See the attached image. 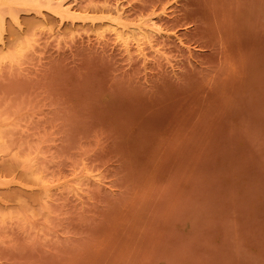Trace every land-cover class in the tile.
Listing matches in <instances>:
<instances>
[{
  "label": "rangeland",
  "instance_id": "rangeland-1",
  "mask_svg": "<svg viewBox=\"0 0 264 264\" xmlns=\"http://www.w3.org/2000/svg\"><path fill=\"white\" fill-rule=\"evenodd\" d=\"M0 1V264H264V0Z\"/></svg>",
  "mask_w": 264,
  "mask_h": 264
},
{
  "label": "bare ground",
  "instance_id": "bare-ground-1",
  "mask_svg": "<svg viewBox=\"0 0 264 264\" xmlns=\"http://www.w3.org/2000/svg\"><path fill=\"white\" fill-rule=\"evenodd\" d=\"M4 1H8L9 2V0H4ZM13 1V0H12ZM12 1H10L9 3H11ZM54 1L55 0H48V3H49V5H51V6H54L55 7V5H56V9H58L57 11L59 12V14L62 16L63 15V13L65 14V15H67L68 17L70 16V12H72V10H75L76 9V11H77V9H78V11L80 10L79 8H75L76 7V3L78 4V2H75V4L74 3H72V1H74V0H70L71 1V3H72V6L71 5H69V4H71L70 2L67 4V6L65 7V4H64V2L63 1H66V0H62V1H60V2H58V3H54ZM58 1V0H57ZM118 1V0H117ZM1 2V1H0ZM19 2H21V0L19 1ZM19 2H17V3H19ZM14 3V2H13ZM13 3H11V4H13ZM15 4H16V0H15ZM53 4H55V5H53ZM73 4H74V6H73ZM123 3H121V2H117V4H115V7H114V9L112 10V8H110L111 10V12H113V13H115L116 15V17H115V19H112L111 21H110V25L109 26H111L110 28L112 29L111 31L116 35V36H118V37H116L119 41H121V40H124L126 43H128L127 41H130V42H132L133 41V44L134 43H136V45L135 46H138L139 47V49H140V47H143L144 46V44H146L147 42L149 43V42H151L152 41V43H153V39L152 38H154V36L156 35V32H157V29H156V23L154 22V19H149L148 20V22L146 23H144V24H141L142 22H140V23H138L136 26H130V25H127L126 23H124V16H125V8H124V6L122 5ZM48 5V4H47ZM69 5V6H68ZM51 6L49 7L50 9H51ZM78 6H79V4H78ZM77 6V7H78ZM114 6V5H113ZM112 6V7H113ZM54 7H52V8H54ZM80 7V6H79ZM82 9V8H81ZM52 10V9H51ZM55 12H56V10L55 9H53ZM52 10V11H53ZM85 10V9H84ZM87 10V9H86ZM110 11H108V12H110ZM58 12H56V14L58 13ZM113 13H111V14H113ZM13 14H16L15 12H13L12 13V15ZM58 14V15H59ZM72 15V14H71ZM66 16V17H67ZM14 17H16L17 18V16H14ZM62 18H65L64 17V15H63V17ZM3 19L0 17V26H2L3 25ZM107 25V26H108ZM108 26V27H109ZM2 29H3V27H2ZM1 29V30H2ZM159 31V30H158ZM1 32V31H0ZM155 33V34H154ZM159 33V32H158ZM0 36L2 37V35L0 34ZM121 39V40H120ZM1 41V40H0ZM3 41V40H2ZM123 42V41H122ZM124 43V42H123ZM149 45H151V43L149 44ZM141 49H143V48H141Z\"/></svg>",
  "mask_w": 264,
  "mask_h": 264
}]
</instances>
